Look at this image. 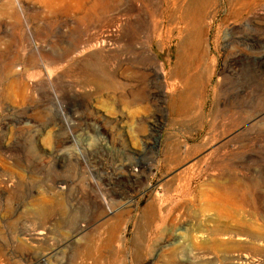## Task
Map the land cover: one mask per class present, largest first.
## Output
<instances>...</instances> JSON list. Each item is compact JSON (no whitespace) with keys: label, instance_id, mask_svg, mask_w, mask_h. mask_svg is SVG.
Here are the masks:
<instances>
[{"label":"rangeland","instance_id":"rangeland-1","mask_svg":"<svg viewBox=\"0 0 264 264\" xmlns=\"http://www.w3.org/2000/svg\"><path fill=\"white\" fill-rule=\"evenodd\" d=\"M245 262L264 0H0V264Z\"/></svg>","mask_w":264,"mask_h":264},{"label":"bare ground","instance_id":"bare-ground-1","mask_svg":"<svg viewBox=\"0 0 264 264\" xmlns=\"http://www.w3.org/2000/svg\"><path fill=\"white\" fill-rule=\"evenodd\" d=\"M174 1H175V0H174ZM174 5H175V4H174ZM115 32H116V31H115ZM115 32H114V33H115ZM110 33H113V32H109L108 34H110ZM90 42H91V41H90ZM93 43H94V42H93ZM89 44H90V43H89ZM97 44H98V43H97ZM105 44H106L105 42H103L102 44L100 43V44L97 45V47H98V48L100 47L99 50L101 49V47L105 49V47H106ZM92 45H93V44H92ZM106 45H107V44H106ZM94 46H95V45H94ZM76 47H77V45H76ZM89 47H90V46H89ZM97 47H96V48H97ZM98 48H97V50H98ZM90 50H92V49H90ZM93 50H95V47H94ZM85 51H86V50H85ZM79 52H80V51H79ZM179 60H180V59H179ZM181 62H182V61H181ZM181 62H180V64H181ZM187 79H188V78H187ZM194 81H195V80H194ZM89 200H90L89 202H90V203L92 202L95 206H97V207H103V206H102L103 204H102V202H101V199H99L98 196H95V195L93 196V195H91ZM103 201H104V200H103ZM105 201H106V200H105ZM155 203H156V202H155ZM152 204L154 205V202H153ZM152 204H151V205H152ZM149 208H150V207H149ZM152 208H153V207L151 206V209H152ZM156 208H157V207H156ZM153 210H154V209H153ZM111 224H112V223H110L109 226H110V227H111V226L113 227V224H112V225H111ZM107 227H108V226H107ZM113 229H114V227H113ZM107 230H108V228H107ZM114 230H115V229H114ZM109 231H110V230H109ZM112 231H113V230H112ZM116 232H117V231H116ZM116 232H115V233H116ZM104 233H106V232H104ZM107 233H108V231H107ZM112 235H114V234H112ZM106 237H107V236H106ZM106 237H105V239H106ZM113 238H114V236H113ZM111 239H112V238H111ZM113 240H114V239H113ZM107 241H108V240H107ZM104 242H105V241H104ZM108 242H109V241H108ZM112 242H113V241H112ZM110 243H111V242H110ZM107 244H108V243H106V245H107ZM111 244H112V243H111ZM92 248H93V247H92ZM90 251H91V250H90ZM111 251H112V250H111ZM85 253H86V252H85ZM88 255H89V254H88ZM83 257H84V256H83ZM87 258H88V257H87ZM105 263H106V262H105ZM242 264H250V262H245V263H242ZM251 264H253V262H251Z\"/></svg>","mask_w":264,"mask_h":264}]
</instances>
